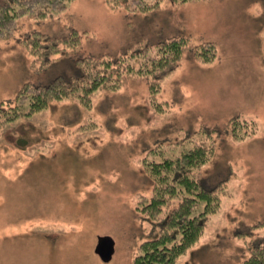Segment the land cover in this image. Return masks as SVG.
Segmentation results:
<instances>
[{
    "label": "rangeland",
    "instance_id": "obj_1",
    "mask_svg": "<svg viewBox=\"0 0 264 264\" xmlns=\"http://www.w3.org/2000/svg\"><path fill=\"white\" fill-rule=\"evenodd\" d=\"M73 29L77 50L59 44L70 53L45 65L25 40L57 41ZM183 37L191 45L175 69L128 76L116 90L95 91L89 107L72 96L14 121L0 114V264H133L140 244L158 234L139 209L153 194L145 160L198 144L213 149L197 172L219 205L176 264L249 257L264 238V0H161L146 13L72 0L46 18L24 16L0 39V104L28 112L27 99L15 100L19 89L78 77V57L131 55L127 63L139 67L159 44ZM207 42L216 45L212 62L194 54ZM237 117L242 138L228 130ZM100 237L114 242L108 262L96 253Z\"/></svg>",
    "mask_w": 264,
    "mask_h": 264
},
{
    "label": "trees",
    "instance_id": "obj_2",
    "mask_svg": "<svg viewBox=\"0 0 264 264\" xmlns=\"http://www.w3.org/2000/svg\"><path fill=\"white\" fill-rule=\"evenodd\" d=\"M72 0H5L0 5V39H8L19 28L22 17L30 15L39 19L54 15L65 9ZM111 8L125 6L137 13H146L160 6L161 0H106ZM176 1V0H175ZM186 3L190 0H180ZM31 49L39 53L42 65L47 64L52 55L67 54L70 51L60 50L59 44L77 50L81 36L76 30L57 41H50L37 33L29 35ZM191 42L188 38H172L157 47L156 56H150L139 67L127 63L126 57L120 55L76 58L80 75L74 79L57 78L51 83L40 86L26 83L16 94L15 100L27 99L28 112L20 111V107L7 108L1 105L0 114L6 121H14L19 116H30L45 110L53 101L67 97H76L87 107L91 103V95L101 88L118 89L128 76L164 75L175 69L181 62L184 51ZM193 45V44H192ZM195 56L198 60L212 62L217 57L216 45L213 42L196 45ZM71 50V51H72ZM132 52L130 54H136ZM155 82L151 83V92H156ZM13 102L12 100H10ZM14 103V102H13ZM232 135L236 134L239 119L229 121ZM213 149L198 144L182 151L178 156L165 157L161 160H145V168L153 182V194L144 199L139 207L145 219L158 226L155 238L145 240L139 246V254L133 264H176L201 238L209 214L218 207L214 190L206 189L198 169L211 159ZM176 198L178 204L169 209ZM203 201L204 207L195 213L196 205ZM168 207V208H167ZM167 208V209H166ZM166 209V211H165ZM163 212L165 215L163 216ZM243 264H264V238L251 244L250 255Z\"/></svg>",
    "mask_w": 264,
    "mask_h": 264
},
{
    "label": "water",
    "instance_id": "obj_3",
    "mask_svg": "<svg viewBox=\"0 0 264 264\" xmlns=\"http://www.w3.org/2000/svg\"><path fill=\"white\" fill-rule=\"evenodd\" d=\"M96 253L105 261L108 262L113 257L114 242L109 237H100L96 247Z\"/></svg>",
    "mask_w": 264,
    "mask_h": 264
}]
</instances>
